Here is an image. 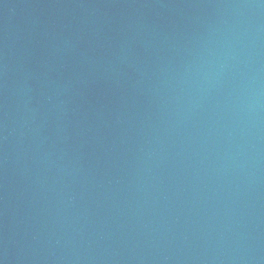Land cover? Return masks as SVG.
Masks as SVG:
<instances>
[{"label":"water","instance_id":"obj_1","mask_svg":"<svg viewBox=\"0 0 264 264\" xmlns=\"http://www.w3.org/2000/svg\"><path fill=\"white\" fill-rule=\"evenodd\" d=\"M0 264H264V0H0Z\"/></svg>","mask_w":264,"mask_h":264}]
</instances>
